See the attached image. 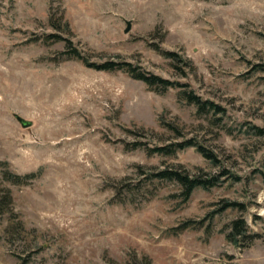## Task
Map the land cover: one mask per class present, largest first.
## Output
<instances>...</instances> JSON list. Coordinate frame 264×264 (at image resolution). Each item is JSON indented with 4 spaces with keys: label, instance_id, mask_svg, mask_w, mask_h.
<instances>
[{
    "label": "rangeland",
    "instance_id": "374dc122",
    "mask_svg": "<svg viewBox=\"0 0 264 264\" xmlns=\"http://www.w3.org/2000/svg\"><path fill=\"white\" fill-rule=\"evenodd\" d=\"M67 40L187 86L87 67ZM188 139L217 162L151 151ZM164 169L218 184L186 201L154 177ZM4 189L0 264H264V0H0V201Z\"/></svg>",
    "mask_w": 264,
    "mask_h": 264
},
{
    "label": "trees",
    "instance_id": "16d2710c",
    "mask_svg": "<svg viewBox=\"0 0 264 264\" xmlns=\"http://www.w3.org/2000/svg\"><path fill=\"white\" fill-rule=\"evenodd\" d=\"M53 38H60L58 35H52ZM67 46L70 47L69 49V56L72 58H76L83 62L87 67L100 70V71H116V70H124L128 72L131 77H133L136 80L143 81L148 87L164 92L167 91L171 88H181V87H186V84H182L176 81H172L157 75H150L149 73L140 71L136 67L132 65V63L129 62H115V61H107L101 64L98 63H93L90 62L87 57H85L78 49L73 48L71 41L67 40ZM165 56L175 58L178 55L175 53H170V52H162ZM185 99L191 103L195 104L198 107V110L200 112H209L210 110H215V112H218L220 110V107L216 106L213 102L211 101H202V99L195 95L193 92H187L183 91ZM138 146V145H134ZM188 147H196L197 150L207 159L217 162V158L214 154H212L210 151H208L203 145L197 143L193 139H188L185 141H182L180 143H175V144H169V145H164V146H158L151 151L153 153H158V154H166V155H173L176 154L177 151L179 150H184ZM8 176V177H7ZM6 178L10 181H14L16 183H19L22 178H30L35 176L34 174L26 175L24 177H21L20 175H15L11 172H8ZM155 178L158 179H163V180H171V181H176L180 183L184 189L183 195L185 196V200H189L190 197L192 196L193 192L197 188H204V189H209L213 186H216L218 184V179L217 178H211V179H204L199 176H192L187 172L178 170V169H164L161 170L157 173L154 174ZM5 192V197L2 198V201H0V216L4 215L7 210L5 208L6 205H8L7 197L10 199L11 198V191L8 189H4ZM241 206L240 204L233 202V203H228L225 207H223L225 210L227 208L231 207H239ZM193 224L192 221L189 223H186L184 226L181 228H187V226ZM247 232V225L245 220L243 219H237L234 220L232 223V230L227 234V239L228 241L232 242L235 245H240V241L245 238Z\"/></svg>",
    "mask_w": 264,
    "mask_h": 264
},
{
    "label": "water",
    "instance_id": "95a60500",
    "mask_svg": "<svg viewBox=\"0 0 264 264\" xmlns=\"http://www.w3.org/2000/svg\"><path fill=\"white\" fill-rule=\"evenodd\" d=\"M130 26H131V24H130V22H128V28L126 29V33H128L130 31ZM17 118H18L19 122L22 124V126L25 128H28L32 125L31 121H28V120H26L20 116H18Z\"/></svg>",
    "mask_w": 264,
    "mask_h": 264
}]
</instances>
